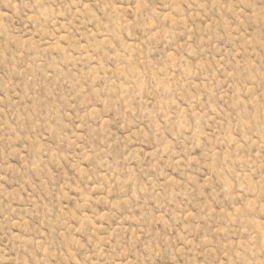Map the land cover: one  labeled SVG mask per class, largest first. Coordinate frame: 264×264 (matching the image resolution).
<instances>
[{
	"label": "rangeland",
	"instance_id": "1",
	"mask_svg": "<svg viewBox=\"0 0 264 264\" xmlns=\"http://www.w3.org/2000/svg\"><path fill=\"white\" fill-rule=\"evenodd\" d=\"M0 264H264V0H0Z\"/></svg>",
	"mask_w": 264,
	"mask_h": 264
}]
</instances>
